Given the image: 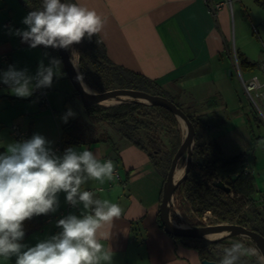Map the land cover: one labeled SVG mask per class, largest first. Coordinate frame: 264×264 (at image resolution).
<instances>
[{"label": "crops", "instance_id": "crops-1", "mask_svg": "<svg viewBox=\"0 0 264 264\" xmlns=\"http://www.w3.org/2000/svg\"><path fill=\"white\" fill-rule=\"evenodd\" d=\"M80 2L105 21L98 35L115 64L158 82L168 99L197 118L200 141L218 144L223 159L245 156L246 172L255 182V204L262 212L259 200L264 192V126L253 123L254 111L236 74L234 52L258 65V70L249 74L261 73L264 50L259 36L264 40V9L256 0H235L232 7L226 4L216 15L209 11L205 0ZM28 13L21 0H0V71L14 65L35 75L41 60L47 66L50 59H60L49 48L31 49L14 34L16 29H26L22 20ZM62 66L52 87L44 89L47 104L35 94L15 97L0 84V150L17 142L14 130L19 128L31 137L43 135L52 142L56 154L63 155L57 150L67 124L61 120L68 105L64 97L70 92ZM71 94L68 98L78 104ZM108 135L111 141L74 148L99 151L102 159H111L119 172V179L82 186L123 210L121 218L104 229L111 235L103 243H109L114 252L113 264H203L198 250L176 241L161 227L165 186L162 171L146 151L117 134ZM101 188L103 191H98ZM59 203L50 218L61 212L80 215L82 205L73 208L64 193L59 194ZM45 223L25 235L22 242L35 246L59 232L54 220ZM5 264H15V257Z\"/></svg>", "mask_w": 264, "mask_h": 264}, {"label": "clouds", "instance_id": "clouds-1", "mask_svg": "<svg viewBox=\"0 0 264 264\" xmlns=\"http://www.w3.org/2000/svg\"><path fill=\"white\" fill-rule=\"evenodd\" d=\"M22 23L26 29H16L14 34L31 49L43 46L71 50L86 37L91 40L98 36L105 21L80 0H41L40 7L30 11ZM78 55L72 50L74 66ZM61 63L52 58L46 66L41 60L35 75L9 65L6 71H0V84L15 97L29 98L35 91L52 87L54 78H59ZM77 79L82 81V76ZM75 115L69 108L61 119L68 123ZM4 148L0 152V258L8 261L15 257V264H113L114 252L109 243H103L111 235L104 229L121 218L123 210L82 186L113 180L114 162L102 159L99 151L74 147L57 155L52 142L38 133ZM60 193L73 208L82 205L80 215L68 214L59 219L56 227L60 231L35 246L24 244V222L57 212ZM228 235L222 233L219 237ZM247 240L243 234L229 240L218 264H248L252 257L257 264H264V251L248 245Z\"/></svg>", "mask_w": 264, "mask_h": 264}, {"label": "trees", "instance_id": "trees-1", "mask_svg": "<svg viewBox=\"0 0 264 264\" xmlns=\"http://www.w3.org/2000/svg\"><path fill=\"white\" fill-rule=\"evenodd\" d=\"M21 1L29 12L38 9L41 5V0H28L30 4L24 0ZM71 2H75V0H71ZM256 3L264 9V0H256ZM81 44L80 74L83 81L98 93L115 89H132L168 98L167 93L158 82L115 64L109 58L106 45L99 35L93 36L91 40L86 37ZM49 49L55 57L61 59L59 50ZM236 53L243 73H252L258 70L257 64L248 61L239 52ZM74 95L80 97L77 91H74ZM41 99L43 101L42 97ZM177 106L185 111L180 105L177 104ZM144 110L150 111V116L152 115L167 125L171 135H173L174 130L176 132L177 145L173 153H167L166 155V169H164L163 163L160 162L161 160L157 159L163 156L157 140L148 137L150 139L148 140L147 138V142H144L136 136L138 132L153 131L151 127L152 123L150 124L144 120L145 117L149 116L143 112ZM86 112L92 121L108 124L116 130L122 139L146 151L155 166L162 171L166 183L172 160L183 140L179 121L170 111L162 107L135 102L109 107L96 105L86 109ZM185 113L197 128V118L187 111ZM253 123L258 127L263 125L255 112ZM62 130L59 143L60 150L58 151L62 154L69 147L111 141L109 135L102 136L99 139L87 138L86 129L78 120L70 121ZM3 151V149L0 150V152ZM208 151L212 154V159L204 161L208 159ZM234 176H237V178L234 179ZM216 182L225 183L231 189L230 193L217 188L215 186ZM255 193L254 178L246 172L245 156L240 155L231 159H223L218 144H203L196 133L190 172L187 180L177 189L176 194L192 207L198 217L201 218L207 212H210L220 223L238 224L248 227V224L253 222L250 215H253L256 219L262 216V212L258 211L255 204ZM247 205H250V208L245 210ZM50 215L33 217L31 220L25 221L24 230L26 235L42 228L46 224L45 222H48V219H50ZM159 222L161 227L164 228L161 220ZM250 229L264 236V223L261 226L253 225ZM173 238L186 246L198 250L203 255V259L216 262L220 259L221 248L227 245L225 239L207 242L191 238H178L174 236ZM248 264H257L256 258L252 257L248 261Z\"/></svg>", "mask_w": 264, "mask_h": 264}, {"label": "water", "instance_id": "water-1", "mask_svg": "<svg viewBox=\"0 0 264 264\" xmlns=\"http://www.w3.org/2000/svg\"><path fill=\"white\" fill-rule=\"evenodd\" d=\"M64 2V0H62ZM60 57L64 66V70L67 73L75 91L78 92L82 100L83 106L85 109L96 105H103L104 101L110 99L123 100L129 99L128 103H143L151 106H158L167 109L170 111L177 120L181 121L186 126V134L182 141V144L171 163V167L168 173V178L163 190V198L160 205V220L164 227V230L171 236L178 238H191L197 240H204L207 242L217 241L221 239H227L232 237H240L242 234L247 236L248 239L253 241L256 244V247L264 251V236L260 233L249 229L243 225L230 224V223H219L216 225L200 226V227H187L179 226L175 224L171 217V208L174 201V197L177 189L182 185L188 178L191 164H192V155L195 148V138H196V127L189 119L188 115L177 104L168 98L156 96L144 91L132 90V89H115L102 93L94 92L90 88L85 87V82L77 79V76L80 75V67L77 70L76 66L72 63V56L70 50H59ZM79 65V62H78ZM85 88L88 91H85ZM126 103V101L124 102ZM123 104V102H120ZM119 105V104H117ZM187 155L186 167L184 170L183 176L176 180V171L180 160ZM237 176H234L236 179ZM215 186L220 188L227 193H230L231 189L225 184L216 182ZM228 233L229 235L224 238L212 239L209 236L218 234V233ZM207 237V239L205 238ZM203 264H218V262L204 259Z\"/></svg>", "mask_w": 264, "mask_h": 264}, {"label": "rangeland", "instance_id": "rangeland-1", "mask_svg": "<svg viewBox=\"0 0 264 264\" xmlns=\"http://www.w3.org/2000/svg\"><path fill=\"white\" fill-rule=\"evenodd\" d=\"M254 38L256 40L259 39V38H257V36H254ZM81 46H82L81 43L73 45L71 50H70V52H72V50H74L75 52H77L79 54L78 58H77L78 62L80 61V55H81V50H82ZM230 46L233 49V44H230ZM62 67L64 68V66H62ZM244 75L246 76V78H250V76H251V74H249L247 72L244 73ZM65 77H66V83L68 85V91L70 92V94L66 95V97H64V100L65 99L68 100V102H67L68 103L67 110L69 108H71L73 110V112L76 114L75 118H70L69 120L70 121L78 120L84 126V128L86 129V133H87L86 136L89 139H92V138L93 139H99V138H102V136H107L108 133H111L112 135L113 134H115V135L117 134L118 135L116 130L113 127H110L108 124L92 121L88 117V114H87L86 109L84 108L83 104H81L82 100H81L80 97H77V101H79L78 104H76V102H72V98L71 99L68 98L69 96L72 95L71 93H74L75 89H74V87H73V85H72L67 73L65 74ZM88 87L91 90H93L94 92H97L94 89H92L89 85H88ZM118 101H120V100H118ZM125 101H126V103H128L130 100L129 99H123L120 102L124 103ZM120 102L118 104H120ZM115 105H117V104H115ZM115 105H109V106H115ZM102 106L109 107L107 105H102ZM143 112L149 115V116L145 117L144 120L149 122L150 124L152 123L151 127H152L153 131L138 132L136 136L138 138L142 139L144 142H147V138L148 137H152L153 139L157 140V142L160 145V149H161V152H162V155H163L162 157H159L157 159L161 160L160 162L163 163V167H164V169H166V167H167L166 155H167V153H170V154L173 153L174 152V148L177 145L176 132L174 130L173 135H171L170 134L171 132L168 129L167 125L162 123L159 119L154 118L152 115L150 116V114H149L150 111L144 110ZM64 114L65 113H62L61 117ZM179 127L181 129L182 139H184L185 134H186V128H184L180 122H179ZM261 127L263 128V125H261ZM262 128H261V130L263 132ZM149 139L150 138H148V140ZM211 155L212 154L208 151V155H207L208 159H206L204 161H208V160L212 159ZM186 160H187V155H185L180 160L177 169H184L185 170ZM245 210H247V209L245 208ZM258 211H260L259 208H258ZM261 215L262 216L260 218H257V219L254 218L253 215H250V217H252L253 222L248 224V228L249 229L253 225L261 226L262 223H264L263 214L261 213ZM171 217H172V220H173V222L175 224H177L179 226H187V227H189V226L190 227H200V226L216 225V224L220 223V222H218V220L210 212H207L201 218L198 217V215L194 212L192 207L182 197H180L177 194H175L174 201H173V204H172ZM218 238H220V237H215V238H212V239H218ZM234 239H237V238L236 237H232V238H227L225 240L227 241V244H228L229 240H234ZM245 242L248 245L252 246V247H256V244L253 241H251L250 239H248ZM36 244H37V242H36ZM250 259H252V258H250ZM6 262L7 261H5L2 258H0V264H5Z\"/></svg>", "mask_w": 264, "mask_h": 264}, {"label": "built area", "instance_id": "built-area-1", "mask_svg": "<svg viewBox=\"0 0 264 264\" xmlns=\"http://www.w3.org/2000/svg\"><path fill=\"white\" fill-rule=\"evenodd\" d=\"M205 2L208 6L209 11L212 14L216 15L223 8L224 5L227 4L230 7H232L234 0H223V1L205 0ZM263 26H264V24H263ZM254 30L256 32H258L257 27H254ZM259 38L261 40V46L264 50V40H262L260 36H259ZM234 64H235L236 74L240 79V82L243 86V89L245 91L247 99H248L253 111L258 115V117L260 118V120L264 126V61L262 63V67H261V73L260 74H252L250 76V78H246V76L242 72L238 58H237L236 51L234 52ZM34 94L36 96H41L43 98L44 103L47 104L44 89L35 91ZM14 137H15L17 142L31 138L29 132L21 130L19 128H16L14 130ZM59 150H60V147H58L57 151H59ZM114 178H116V179L120 178L118 170L114 171ZM259 204H260V207H261V210L263 213V219H264V192L260 195ZM249 208H250V205H247L246 209H249ZM65 216H66L65 212H61L56 217L48 219V222H52L54 220V222L57 223V221L59 219L65 217ZM59 231H60V229H59Z\"/></svg>", "mask_w": 264, "mask_h": 264}, {"label": "bare ground", "instance_id": "bare-ground-1", "mask_svg": "<svg viewBox=\"0 0 264 264\" xmlns=\"http://www.w3.org/2000/svg\"><path fill=\"white\" fill-rule=\"evenodd\" d=\"M76 63H77V65H76V68H77V70L79 69V65H78V60L76 61ZM85 87L88 89L89 87H88V85L85 83ZM124 99H125V97H124ZM120 101H118L117 99H110V100H107V101H104L103 102V105H107V106H109V105H115V104H118ZM181 124H182V126L184 127V128H186L185 127V124L181 121ZM183 174H184V169H177V171H176V180H178V179H180L182 176H183ZM225 233V232H224ZM219 234H222V233H218V234H214V235H211V236H209L210 238H215V237H219Z\"/></svg>", "mask_w": 264, "mask_h": 264}]
</instances>
